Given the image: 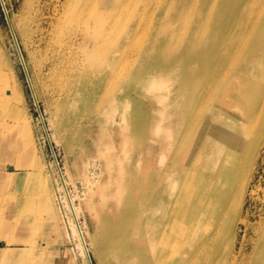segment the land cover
<instances>
[{
	"label": "bare ground",
	"instance_id": "bare-ground-1",
	"mask_svg": "<svg viewBox=\"0 0 264 264\" xmlns=\"http://www.w3.org/2000/svg\"><path fill=\"white\" fill-rule=\"evenodd\" d=\"M150 5L151 0H66L63 9L69 22L85 32L76 39L85 56L71 48L70 40L64 41L72 65L61 68L52 80L59 94L57 108L70 109L72 115L74 107L84 110L78 117L88 115L85 111L92 105L105 111L98 100L116 103L121 97L144 95L137 85L158 105L153 108V134L158 137L159 158L140 167L129 152L133 132L142 126L139 101L133 112L128 109L133 101H124L121 119L128 126L131 122V130L124 132L122 124L119 155L129 159L125 164L121 155L106 159L112 178L106 183L114 186L105 199L115 201L104 217L97 216L98 252L111 264H264V218L257 222L252 252L240 259L232 254L239 223L248 222L240 214L241 206L264 142V0H159L148 19ZM136 12L138 20L145 16L149 25L143 41L134 42L135 56L122 58L116 54L126 49L122 37L139 28ZM42 86L45 91L50 87L47 82ZM16 125L26 130L24 122ZM12 142L0 135V152ZM146 145L145 137L137 143L150 152ZM14 167L0 170L2 188L12 184ZM58 178L70 228L91 264L78 208L60 170ZM31 191L8 192L13 195L5 198L25 216L34 197ZM261 199L264 207V196ZM87 203L97 213V203ZM8 223L0 218V232L14 227ZM22 223L27 229L32 225ZM7 242L0 246V264L25 263L23 250L16 253Z\"/></svg>",
	"mask_w": 264,
	"mask_h": 264
},
{
	"label": "rangeland",
	"instance_id": "rangeland-1",
	"mask_svg": "<svg viewBox=\"0 0 264 264\" xmlns=\"http://www.w3.org/2000/svg\"><path fill=\"white\" fill-rule=\"evenodd\" d=\"M65 2L0 0V74L3 78L0 86L5 89L0 92V135L13 141V146L6 144L0 152V170L8 171L9 164L15 166L12 184H5L3 188L0 185V218L14 225L0 232V246L3 247V242L9 240L6 246L13 248L12 251L21 253L23 250L26 262L22 264H88L70 228V211L65 205L63 189L57 187L60 170L66 179L72 201L78 208V222L89 249L91 264H111L98 252L99 237L95 238L100 227L97 216L104 217L115 201V198L105 199L114 186V182L106 183L112 178L105 162L111 154L117 158L121 155L124 164L129 159L123 157V154L119 155V133L123 130L122 124L125 125L121 111L125 100L134 103L128 106L130 112L134 111V105L139 101L138 114L142 118L141 128L133 132V143L128 144L129 152L133 154V163L137 159L141 167L146 166L148 159L153 161L159 158L158 137L153 134L157 123L153 108L158 105L150 94L137 85L136 89L142 90L144 95L121 97L117 104L109 101L105 103L106 99L98 100L101 107L106 108L105 111L96 110L98 106L92 105L85 111L89 112L88 115L78 117L84 110L74 107L72 115L70 109L61 112L57 108L59 94L54 93L52 80L61 68L72 65L64 41L70 40L71 48L81 57L85 56V49L79 48L76 42V39L85 37V32L76 22H69L68 16H64ZM158 3L159 0H151L150 8L147 9L148 19ZM160 4L159 8L163 9L164 4ZM148 19L144 16L140 22L138 12L135 13L134 20H138L139 28L128 37H122L126 49L118 51L117 55L122 58L125 55L135 56L137 49L134 42L143 41L146 23L149 25ZM35 63L39 66L35 67ZM46 82L50 87L45 91L42 84ZM103 89L108 92L109 87L104 86ZM116 92L119 95L121 90ZM172 96L173 91L169 94V97ZM18 121L24 122L26 130L19 127L18 131ZM130 124L125 125L124 132L131 130ZM144 137L145 145L151 147L150 152L145 147L143 150L137 147V143ZM27 138L30 143H27ZM248 138L246 135L242 140ZM22 145H26L24 150ZM258 151L240 212L248 222L239 223L232 243V254H236L237 259L252 252L250 250L253 249L256 228L264 218L261 199L264 196V142L259 145ZM115 168L117 171L118 167ZM32 189L34 197L29 200L31 206L27 208L25 216L23 210H17L10 199L5 198L12 197L13 194L9 196L8 192L18 195L24 191L32 192ZM2 201L6 202L2 204ZM87 202L97 203V213ZM23 221L32 222V228L27 229V222L24 224Z\"/></svg>",
	"mask_w": 264,
	"mask_h": 264
},
{
	"label": "water",
	"instance_id": "water-1",
	"mask_svg": "<svg viewBox=\"0 0 264 264\" xmlns=\"http://www.w3.org/2000/svg\"><path fill=\"white\" fill-rule=\"evenodd\" d=\"M10 168V167H9ZM0 244H1V242H0Z\"/></svg>",
	"mask_w": 264,
	"mask_h": 264
}]
</instances>
